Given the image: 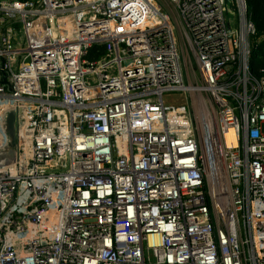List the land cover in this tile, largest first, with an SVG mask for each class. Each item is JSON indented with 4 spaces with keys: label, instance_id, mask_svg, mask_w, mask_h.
Segmentation results:
<instances>
[{
    "label": "built area",
    "instance_id": "1",
    "mask_svg": "<svg viewBox=\"0 0 264 264\" xmlns=\"http://www.w3.org/2000/svg\"><path fill=\"white\" fill-rule=\"evenodd\" d=\"M254 34L246 0H0V264H264Z\"/></svg>",
    "mask_w": 264,
    "mask_h": 264
},
{
    "label": "trees",
    "instance_id": "2",
    "mask_svg": "<svg viewBox=\"0 0 264 264\" xmlns=\"http://www.w3.org/2000/svg\"><path fill=\"white\" fill-rule=\"evenodd\" d=\"M247 14L255 26V34L251 37V53L249 70L255 77H260L264 71V0H246ZM103 48L94 47L89 59L98 60L104 55Z\"/></svg>",
    "mask_w": 264,
    "mask_h": 264
},
{
    "label": "rangeland",
    "instance_id": "3",
    "mask_svg": "<svg viewBox=\"0 0 264 264\" xmlns=\"http://www.w3.org/2000/svg\"><path fill=\"white\" fill-rule=\"evenodd\" d=\"M230 9L235 14V11L232 8H230ZM232 12L229 11V12L226 13V20H227V22L231 21V22L234 23L233 26H231L232 30H238L239 29V25L236 23L237 17L235 15H233ZM170 15H171V13H170ZM177 36H178V39H179L180 37H179L178 33H177ZM193 62H194V66L196 67V61H195L194 58H193ZM182 66H183V70H184L185 74H186L188 68H189V71L191 70V66L189 64L186 65L184 59H182ZM190 80H191V84H193V85H197L199 83V78L198 77H193V75L191 73H190ZM164 100L169 105L186 106L188 110H190V106L192 104L191 95L188 94V93H185V92L167 93L164 96ZM196 110H197V108H195V111ZM195 117H196V114H195ZM200 118L203 119L204 121H206L203 116H201ZM207 121L211 122V123L208 122V127L211 124V128H213L214 123L209 120V116L207 118ZM206 122H205V131L204 132L210 133V132H208L210 129L207 128ZM194 123H195V126L198 128L199 121H198L197 117H196V121H194ZM203 136H204V134H203ZM210 138L212 140L211 136H210ZM214 143H215V141H214Z\"/></svg>",
    "mask_w": 264,
    "mask_h": 264
},
{
    "label": "bare ground",
    "instance_id": "4",
    "mask_svg": "<svg viewBox=\"0 0 264 264\" xmlns=\"http://www.w3.org/2000/svg\"><path fill=\"white\" fill-rule=\"evenodd\" d=\"M194 92H195V89L192 88V93L194 94ZM194 100H195V97H194ZM196 114H197V119L199 121L198 130H199L200 135H201L202 145H203L204 149L208 150L210 148L211 143H212V140L210 138V133L204 132L205 131V122L207 121L208 115L204 112V110L201 107L197 108ZM201 116H203L206 121L201 119L200 118ZM206 126H207V128L210 129V127H208V121L206 122ZM203 134H204V136H203ZM229 139L230 140L233 139L231 134L229 136ZM206 153H208L209 157H210V151H207Z\"/></svg>",
    "mask_w": 264,
    "mask_h": 264
},
{
    "label": "water",
    "instance_id": "5",
    "mask_svg": "<svg viewBox=\"0 0 264 264\" xmlns=\"http://www.w3.org/2000/svg\"><path fill=\"white\" fill-rule=\"evenodd\" d=\"M5 82L6 81H3L4 84ZM5 130L10 140V148L14 149L16 147V136H15V115L13 113H11L7 118Z\"/></svg>",
    "mask_w": 264,
    "mask_h": 264
}]
</instances>
